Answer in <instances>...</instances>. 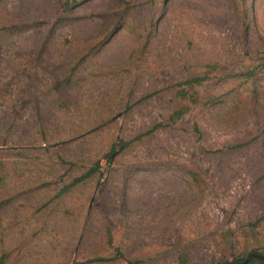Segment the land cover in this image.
<instances>
[{
    "label": "rangeland",
    "instance_id": "obj_1",
    "mask_svg": "<svg viewBox=\"0 0 264 264\" xmlns=\"http://www.w3.org/2000/svg\"><path fill=\"white\" fill-rule=\"evenodd\" d=\"M251 251L264 0H0V264Z\"/></svg>",
    "mask_w": 264,
    "mask_h": 264
},
{
    "label": "trees",
    "instance_id": "obj_2",
    "mask_svg": "<svg viewBox=\"0 0 264 264\" xmlns=\"http://www.w3.org/2000/svg\"><path fill=\"white\" fill-rule=\"evenodd\" d=\"M125 145H126L125 143L122 144V146H125ZM93 172H94V170L87 171L86 173H84L80 177L74 179L72 184L82 182L86 177L90 176ZM253 263L264 264V257L258 253H253V251H251L250 253H248L246 255L245 258L234 259L230 262H226L223 264H253ZM131 264H133V263H131Z\"/></svg>",
    "mask_w": 264,
    "mask_h": 264
},
{
    "label": "water",
    "instance_id": "obj_3",
    "mask_svg": "<svg viewBox=\"0 0 264 264\" xmlns=\"http://www.w3.org/2000/svg\"><path fill=\"white\" fill-rule=\"evenodd\" d=\"M118 116H119V115H118ZM118 116H116V118H117Z\"/></svg>",
    "mask_w": 264,
    "mask_h": 264
}]
</instances>
